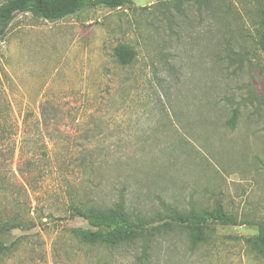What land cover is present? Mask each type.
I'll return each instance as SVG.
<instances>
[{"label": "rangeland", "instance_id": "1", "mask_svg": "<svg viewBox=\"0 0 264 264\" xmlns=\"http://www.w3.org/2000/svg\"><path fill=\"white\" fill-rule=\"evenodd\" d=\"M263 9L262 0H132L55 22L15 16L0 36V142L25 126L34 141L69 146L24 157L40 174L27 232L45 264L106 260L71 240L70 229L90 228L71 203L119 201L153 224L166 205L230 219L203 226L196 244L173 227L149 264H264ZM139 253L113 264H139Z\"/></svg>", "mask_w": 264, "mask_h": 264}, {"label": "trees", "instance_id": "2", "mask_svg": "<svg viewBox=\"0 0 264 264\" xmlns=\"http://www.w3.org/2000/svg\"><path fill=\"white\" fill-rule=\"evenodd\" d=\"M132 0H7L0 4V36H3L18 14L32 16L50 22L62 20L68 16L93 9L105 7L117 9ZM208 2L209 0H200ZM264 7V0H262ZM261 50L264 55V9L261 16ZM118 53L116 54L117 57ZM40 127V125H36ZM35 126V127H36ZM41 128V127H40ZM9 133L7 123L3 130ZM5 133V132H4ZM21 139L11 143L0 142V264H45V258L39 248V239L30 232L36 227L30 215L32 199L28 189L33 190L36 182L31 161L28 163L25 155H39L35 153V146L42 149L41 155H50L56 151L58 144L51 142V147L43 136V142L34 141L24 126ZM37 134L39 129L37 128ZM11 140V139H10ZM75 146V145H74ZM33 152V153H32ZM18 155L16 170L12 169V162ZM82 155H89L87 149ZM28 166V167H27ZM72 210L79 217L84 218L90 228L81 232L69 230L71 240L83 249H100L109 253V257L97 264H113L115 255L129 256L136 248L140 249L136 261L139 264H149L151 250L161 239L167 236L175 226H183L191 234L194 244L202 227L209 224H228L230 221L220 209L215 212L198 213L196 210L180 211L164 206L163 217L159 216L158 223L130 211L123 201L116 202L110 207H99L84 203L72 202ZM160 221V222H159ZM23 230L27 235L15 237V232ZM257 243L264 248V229L256 235ZM40 252V254H39ZM55 264H58L55 261Z\"/></svg>", "mask_w": 264, "mask_h": 264}]
</instances>
